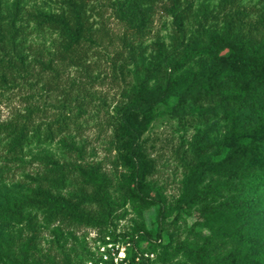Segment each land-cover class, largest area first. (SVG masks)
<instances>
[{"label": "rangeland", "instance_id": "obj_1", "mask_svg": "<svg viewBox=\"0 0 264 264\" xmlns=\"http://www.w3.org/2000/svg\"><path fill=\"white\" fill-rule=\"evenodd\" d=\"M83 1L91 39L81 42L77 58L67 57L61 51V37L56 29H40L24 17L15 21L28 29L19 50L26 69L17 67L16 72L0 62V123L26 121L27 142L13 155L6 146L10 135L0 132V203L3 198L22 199L38 184L52 186L45 181L53 173L47 159L65 168L97 164L110 182V197L116 204L121 202L124 182L121 173L127 175L129 170L116 151L113 123L117 120L119 104L138 88L144 65L155 52V42L170 46L174 33L172 17L164 9L168 0H154L148 23L137 32L128 28L119 16L117 0ZM237 2L245 11L246 20H253L264 9V0ZM189 3L188 15L183 20L188 34L194 32L202 9L217 11L219 0H180L181 7ZM0 4L4 12L13 10L15 4L22 12L27 9L59 12L66 8L63 0H0ZM218 26L217 23L215 28ZM210 41L209 35L202 36L199 50L179 64L177 71L187 76L206 71L210 66L207 59ZM3 51L0 49V54ZM154 83L157 82L152 78L148 85ZM256 99L259 102L256 107L237 108L207 102L200 106L192 100L167 96L149 113L139 116L146 119L140 131V146L152 162L145 181L150 184L151 193L162 200L166 214L160 243L139 242L141 248L152 247L154 257L150 264L161 261L200 264L201 259H191L184 251L176 250L181 241L208 234L200 223L198 204L183 203L179 207L176 203L185 188L186 164L192 158L194 136L203 135V143L208 145L206 152L212 160L222 158L227 148L245 136L249 128L259 137L264 129V96ZM202 108L211 109L207 117L199 115ZM218 175L217 172L208 175L204 183ZM82 179L78 170H68L63 185L52 191L64 196L79 192L85 187ZM158 210L156 205L139 209L137 200L126 199L114 210L116 230L143 226L153 234L159 223ZM23 212L22 219L0 216L1 247L16 251L33 228L37 255L57 263L66 255L70 264L83 260L82 242L85 239L89 245V232L93 229L50 216L46 209L24 207ZM27 218L32 221L29 223ZM256 223L254 231L262 236L264 220ZM233 240L228 239L224 248L239 243Z\"/></svg>", "mask_w": 264, "mask_h": 264}, {"label": "trees", "instance_id": "obj_2", "mask_svg": "<svg viewBox=\"0 0 264 264\" xmlns=\"http://www.w3.org/2000/svg\"><path fill=\"white\" fill-rule=\"evenodd\" d=\"M63 2L66 8L59 12L30 9L22 12L18 4L13 10L4 12L0 4V49H4L0 62L16 72L17 67L26 69L19 50L28 29L20 21L15 22L22 17L32 20L40 29H56L61 37V51L67 57L77 58L81 42L91 39L87 23L89 18L83 0ZM154 4V0H117L116 9L126 26L139 32L148 23ZM190 4L181 7L180 0H168L164 4V9L172 17L174 33L170 46L155 42V52L144 65L145 71L138 88L128 93L126 101L119 104L112 135L121 162L129 170L127 175L121 173L124 180L121 202L116 204L110 197V182L97 164H74L72 168H65L47 159L49 170L53 173L45 181L52 186L38 184L22 199L3 198L0 216L22 219L24 207L46 209L50 216L77 226H88L98 237L108 234L111 238L131 240L134 244L142 240L150 244L160 243L166 214L162 200L151 193L152 188L145 181L152 170V162L140 146V131L146 119L139 116L149 113L167 96L192 100L200 106L207 102L237 108L256 107L259 104L256 98L264 96V9L253 20H246L245 11L238 7L237 0H219L217 11L202 9L194 32L188 34L183 20L188 15ZM217 23L219 26L215 28ZM21 35L24 37L19 38ZM204 35H209L211 39L207 44L210 66L204 72H194L189 76L178 72L176 68L179 64L199 50V41ZM152 78L157 83L149 86ZM210 110L202 108L199 115L207 117ZM26 123H0V132L6 131L10 135L6 146L13 155L19 153L27 142ZM260 133L259 137H255L249 128L245 136L231 144L218 160H212L207 154L208 145L203 143V135L194 136L192 158L186 164L185 188L176 203L179 207H183V203L198 204L202 217L200 223L208 234L196 236L191 241H181L176 246L177 251H184L191 259H201L200 264H264V233L258 236L254 231L257 220H264V129ZM218 153L221 151L218 150ZM68 170H78L85 187L65 196L52 191L63 185ZM216 172L218 176L204 183L208 175ZM126 199L137 200L139 209L158 207L159 223L153 234L143 226L129 231L116 230L114 210ZM27 219L29 223L32 221ZM228 239L239 243L225 249ZM147 249L153 251L150 245ZM82 250L84 258L79 264L91 256L85 239ZM35 252L32 228L30 236L16 251L0 245V264H70L71 261L66 255L57 263ZM158 264L165 263L161 261Z\"/></svg>", "mask_w": 264, "mask_h": 264}, {"label": "built area", "instance_id": "obj_3", "mask_svg": "<svg viewBox=\"0 0 264 264\" xmlns=\"http://www.w3.org/2000/svg\"><path fill=\"white\" fill-rule=\"evenodd\" d=\"M89 233L91 256L83 264H150L154 257L152 251L131 240L111 238L108 234L98 237L94 230Z\"/></svg>", "mask_w": 264, "mask_h": 264}]
</instances>
